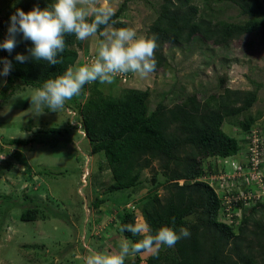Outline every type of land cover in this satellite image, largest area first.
<instances>
[{
	"label": "rangeland",
	"instance_id": "1",
	"mask_svg": "<svg viewBox=\"0 0 264 264\" xmlns=\"http://www.w3.org/2000/svg\"><path fill=\"white\" fill-rule=\"evenodd\" d=\"M124 1L89 0V3L93 6L107 3L116 12ZM163 1L130 0L120 18L135 28L139 36L148 37ZM197 3L214 20L242 23L248 19L233 0H197ZM12 13L13 0H0V41ZM111 28L115 27L111 25L102 32ZM104 39L97 33L94 38L80 41L75 46L79 53L75 65L91 62L98 43ZM163 53L165 65L158 73L153 72L146 78L119 74L111 84H87L81 94L67 101L58 113L42 109V113L36 114L28 98L35 87L25 85L0 105V130L7 127L5 133L0 132V264H86L89 249L117 252L122 242L133 243L120 227L123 214L133 211L136 220L145 221L143 208L151 204L156 195L166 194L168 179L158 161L142 171L137 187L109 191L115 177L105 154L92 152L89 139L77 124L81 117L79 104L89 97L95 85L105 96L115 97L127 88L149 89V112L154 111L159 102L174 106L194 93L201 100H208L226 87L257 89V102L250 111L234 119L259 116L253 129L264 133V44L260 33L235 39L228 45H214L196 36L189 45L167 44ZM3 59L0 50V60ZM6 80L7 77H0V81ZM4 85L0 82V91ZM223 129L237 138L244 150V130L228 122L223 124ZM18 137L33 140L31 144H14L10 148L12 138ZM204 165L225 169L218 158L208 159ZM229 165L231 169L214 175L218 178L214 179L213 175L207 178L212 180L221 197L227 191L244 190L238 179L229 178L235 174L233 164L229 162ZM99 200L104 202L97 205ZM250 205L239 208L242 218L250 213ZM32 207L38 208L40 218L23 221L22 213ZM191 219L196 218L191 216ZM254 220L264 224L263 206L256 208L248 224L250 228H254ZM136 256H129L125 264Z\"/></svg>",
	"mask_w": 264,
	"mask_h": 264
},
{
	"label": "trees",
	"instance_id": "2",
	"mask_svg": "<svg viewBox=\"0 0 264 264\" xmlns=\"http://www.w3.org/2000/svg\"><path fill=\"white\" fill-rule=\"evenodd\" d=\"M129 1L125 0L115 12V23L112 24L115 28L129 27L128 22L120 18ZM233 1L248 16L246 21L214 20L197 0H164L148 35L157 44L154 73L165 65L163 49L167 44L189 45L196 36L214 45H228L235 39L260 33L264 44V1ZM51 2L13 0V13L17 8L28 11L37 5L46 7ZM105 28L101 26L98 33L101 34ZM7 35L8 32H4L2 41ZM79 42L74 35L65 36L66 48L60 56L62 62L57 65L32 59L19 63L15 55H28L27 50L32 43L18 37L12 53L2 50L3 57L12 62V69L0 91V105L12 98L21 85L38 88L45 80L55 78L74 66L79 56L75 46ZM150 96L149 89L134 88L124 89L116 97L105 96L95 85L89 97L79 104L81 117H78L77 124L83 128V134L86 132L84 135L89 139L92 152H104L115 177L109 191L137 187L142 171L158 161L168 179L166 194L163 197L156 195L153 202L143 208L145 221L153 232L164 225L172 226L174 220L177 230L185 227L191 233L174 247L165 249V246L147 259L137 254L126 264H142L144 260L145 264H264V224L254 220V228L248 225L256 208L264 207V197L252 201L250 213H245L243 218L235 216L233 223L222 221L220 212L224 201L216 187L207 180L220 171L217 165L215 168L204 165L208 159L222 158L225 161V157L242 149L239 140L224 131L223 124L228 122L239 126L247 135L259 116L249 115L243 120L234 117L250 111L258 100V90L226 87L208 100H201L194 93L174 106L159 102L152 112H149L148 105ZM5 131L6 126L0 130L1 134ZM31 141L12 138L9 146L28 145ZM101 202L104 201L99 200L97 205ZM39 213L38 208H27L21 219L36 221L40 218ZM191 216L196 219L192 220ZM135 221L136 214L126 211L120 219V227L123 229ZM122 232L133 243L139 239L128 231Z\"/></svg>",
	"mask_w": 264,
	"mask_h": 264
},
{
	"label": "clouds",
	"instance_id": "3",
	"mask_svg": "<svg viewBox=\"0 0 264 264\" xmlns=\"http://www.w3.org/2000/svg\"><path fill=\"white\" fill-rule=\"evenodd\" d=\"M115 10L107 3L93 6L89 0H52L46 7L34 6L25 11L17 8L10 16L7 38L0 41V50L12 53L18 43V37L31 41L28 55L17 53L15 60L25 63L29 59L46 62L48 65L61 63L60 56L65 51L66 35H74L79 41L96 37L101 26L111 27L115 23ZM104 40L98 43L95 58L88 63L77 62L62 74L44 81L28 96L36 114L42 109L59 112L66 102L81 94L87 84L98 82L111 84L119 74H134L146 78L156 71L157 60L154 52L157 47L154 38L139 36L132 27L111 28L102 32ZM0 77H7L12 62L7 58L0 60ZM6 83V81H0ZM72 112V111H71ZM77 115L76 111H73ZM35 128V127H34ZM34 129L29 130L31 133ZM235 155L225 157L229 162L238 161L247 151L246 145ZM139 237L134 243L124 241L117 252L104 253L89 249L86 264H125L132 255L147 256L157 253L161 248L174 247L183 238L190 237V231L181 227L177 230L175 221L172 226L164 225L154 232L144 220H136L122 229Z\"/></svg>",
	"mask_w": 264,
	"mask_h": 264
},
{
	"label": "built area",
	"instance_id": "4",
	"mask_svg": "<svg viewBox=\"0 0 264 264\" xmlns=\"http://www.w3.org/2000/svg\"><path fill=\"white\" fill-rule=\"evenodd\" d=\"M246 139L247 151L244 155H241L240 160L232 161L235 174L229 177H234V180L238 179L240 184L244 186V190L239 192L227 191L222 197L224 205L220 212V218L228 223H233L235 216L241 217L240 207L248 203L252 204V201L264 197V133L254 128L247 133ZM225 162L227 163V160ZM224 167L225 169L219 168L220 173L229 170L226 166ZM222 175L219 177L221 178ZM227 175H229V172ZM216 178L218 177L214 176V179ZM210 183H212V180ZM236 222H239V219Z\"/></svg>",
	"mask_w": 264,
	"mask_h": 264
},
{
	"label": "water",
	"instance_id": "5",
	"mask_svg": "<svg viewBox=\"0 0 264 264\" xmlns=\"http://www.w3.org/2000/svg\"><path fill=\"white\" fill-rule=\"evenodd\" d=\"M152 254L150 255H147V256H141L143 259H147L149 256H151Z\"/></svg>",
	"mask_w": 264,
	"mask_h": 264
},
{
	"label": "bare ground",
	"instance_id": "6",
	"mask_svg": "<svg viewBox=\"0 0 264 264\" xmlns=\"http://www.w3.org/2000/svg\"><path fill=\"white\" fill-rule=\"evenodd\" d=\"M85 134H86V132H85Z\"/></svg>",
	"mask_w": 264,
	"mask_h": 264
}]
</instances>
